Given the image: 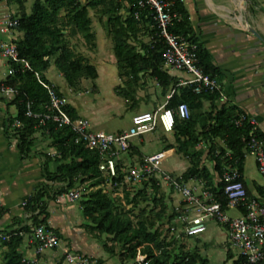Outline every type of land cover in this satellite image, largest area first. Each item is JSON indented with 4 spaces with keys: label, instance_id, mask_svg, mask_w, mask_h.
<instances>
[{
    "label": "trees",
    "instance_id": "obj_1",
    "mask_svg": "<svg viewBox=\"0 0 264 264\" xmlns=\"http://www.w3.org/2000/svg\"><path fill=\"white\" fill-rule=\"evenodd\" d=\"M90 10H94L101 19L107 17L120 77L125 79L124 84L116 87L119 96L128 103L136 104L138 88L143 84L141 81L143 77L149 75L158 82L163 93L166 94L172 87L176 89L169 99V107L176 108L183 102L189 105L190 118L183 119L176 115L172 133L175 142L174 144L167 142L165 145V150L176 147L177 152L190 161V167L178 177V180L188 181L192 178L204 180L215 199L227 209L228 197L225 193L226 182L223 174L231 164L239 169L248 196L253 197L243 175L247 138L252 127L248 120L242 125L236 123L246 112L226 104L220 108L213 105L211 111H204V101L210 100L214 104L221 97L220 92L198 93L194 84L179 85L178 78L164 69L167 44L159 35L150 10L141 11L138 0H85L84 2L35 0L29 13L22 8L18 15L20 24L17 28L23 36L17 40V47L20 59L27 61L30 68L24 67L21 62L12 63L16 72L7 84L16 87L19 93L10 100L18 109L17 116L10 119V127L14 126L22 155L34 154L36 134L39 132L51 140L49 147L54 148L56 152L44 153L45 181L25 205V211L31 214L29 220H32V224L26 223L21 227L13 228L15 225L13 223L0 230L2 256L0 264H35L26 260L22 247L26 236L33 235L34 224H45L51 228L48 223V199L87 183H89L88 191L80 201L87 220L85 226L96 237L109 236L114 244L109 245L106 242L105 248L112 254L118 255L121 262L130 259L136 261L140 255H143L142 264H211L210 259L201 249L187 248L184 241L185 234L172 230L171 227L176 226L174 220L182 210L174 208L169 212L165 197L161 194V184L156 178L144 181L142 188L133 198H131V184L125 183L122 188L118 185L112 188V191L116 192H121V189L127 202L133 203L131 209L124 211L122 204L113 199L111 192L104 189V185H107L110 179L100 170L101 156L97 151L77 143L76 133L71 126L59 127L51 121L40 124L38 118L27 115L29 102L33 112L45 111V104L49 100L48 93L36 73H39L44 81H49L45 71L53 64L62 72L67 84L73 89L81 90L84 78L97 79L99 74L97 67L82 52L76 50V45L72 44L73 37L81 36L90 49L97 47ZM173 11L179 14L180 20H175L171 30L184 35L188 40H193L194 43L197 42L192 34L193 29L183 1L175 0ZM138 12H141L139 17H137ZM144 29L151 36L148 43L139 40L140 34H144ZM134 41L139 43L140 48ZM198 57L203 70L218 80L220 73L213 66L208 52L200 44H198ZM69 111L73 119L79 117L72 106L69 107ZM203 118L206 120L205 124H202ZM16 120H19L22 126H16ZM257 133L264 139L258 129ZM163 139L167 141L166 136ZM201 142L207 143L206 150H198V144ZM132 150L143 158L135 147L132 146ZM206 160L214 162L218 183H215L214 174L205 165ZM52 162L56 164L54 170L50 167ZM123 178V174L120 173L115 180L122 182ZM52 182L62 184L61 188L56 190L55 185H50ZM146 197H149L148 205L136 213L134 209L138 208L140 199L146 200ZM150 203L152 208L148 212ZM131 212L135 219L130 217ZM62 258L65 260V254ZM97 262L103 264L101 260ZM243 263L245 258L242 256L233 262V264ZM55 264H63V262L59 260Z\"/></svg>",
    "mask_w": 264,
    "mask_h": 264
},
{
    "label": "crops",
    "instance_id": "obj_2",
    "mask_svg": "<svg viewBox=\"0 0 264 264\" xmlns=\"http://www.w3.org/2000/svg\"><path fill=\"white\" fill-rule=\"evenodd\" d=\"M82 1L84 2L85 0ZM181 1H183L188 12L189 21L193 29L192 34L197 39L195 43L200 44L210 55L213 66L220 73L218 81L221 85V92L226 96V98L220 97L214 104L210 100H205L204 111H211L213 105L217 108L225 104L236 106L258 120V130L264 137V0ZM34 2L35 0H0V20L9 14L18 17L22 8H25L29 13ZM250 27L254 28L260 34V37L253 34L250 31ZM93 30L96 34L97 47L95 49L88 47L87 53H82L97 67L99 74L96 80L84 78L82 80V88L77 90V93L83 98L87 93L99 91L98 82L103 76H108L112 80L111 88L114 94L117 98L121 97L116 92V87L122 85L116 56L112 55V60L109 62L106 59V49L111 47L114 50L107 17L102 19L99 17V22H93ZM22 36L23 33L17 27L13 28L10 33L0 31V41L8 42L13 39L17 43V40ZM150 39L149 32L144 29V34H140L139 40L148 43ZM189 41L193 42L190 39ZM134 43L140 48L139 43L137 44L136 41ZM115 66H117V69ZM55 68L56 66L53 64L45 71L48 80L55 83L57 88L69 97L70 106L76 109L79 117H86L93 124V119L86 106L77 98L70 96L67 88L71 92H73V88L67 84L62 72L53 74ZM14 69L12 62L0 52V79L7 83L8 80L14 77ZM164 69L172 76L178 78L179 84L181 81L191 78L188 73L173 69L166 64H164ZM145 77L151 78L156 84V87H152V90L147 93L146 98V104L149 103L148 105L151 106L148 111H153L168 101V96L175 88L172 87L165 94L155 79L149 75ZM90 81L93 82V89L91 91L83 90L85 83L88 84ZM141 82L145 83L144 77ZM142 86L137 91V103L132 104L131 107L121 97L125 100L128 108H138L139 103L143 101L139 93V89ZM17 113L18 109L15 104H11L10 100L0 97V201L3 203L2 213L0 214V230L11 226L13 223H15L13 228L21 227L26 223L32 224V220H29V214L25 211L23 203L35 195L45 181L44 163L46 158L44 153L55 154V152L50 151L54 149L52 147H49L50 150L37 151L38 149L35 146L33 148L34 154L29 156L21 154L19 138L15 135L14 126L10 127V119L15 118ZM205 123L206 120L203 118L202 124ZM93 127L95 128L94 124ZM121 131L124 130H118V132ZM156 131L148 134L156 133ZM39 134L41 133L36 134L35 144L38 141ZM146 135L135 137L131 144V147L133 146L139 150L143 158L153 154L143 149L148 140L145 139ZM152 141H154L153 138L149 139V143ZM219 142L223 144L221 140ZM207 147L205 142L198 144V150H206ZM174 148L176 149L175 153H177V148ZM143 158H140L136 153L134 155L130 153V156L126 157L124 162L135 163ZM185 159L189 161L188 158L180 154V160L183 161ZM183 162L185 166L180 171V174L176 175L175 171L169 169L168 171L176 177H181L190 167V161L189 163ZM205 165L214 174L215 183H218L219 179L215 172L214 162L206 160ZM50 167L54 170L56 164L52 162ZM243 175L252 196L264 201V177L259 171L257 159L254 155H246ZM183 182L197 187L200 191L206 186L203 184L205 181L198 178ZM50 185H55L56 190L62 186V184L53 182ZM85 185L87 186L89 183ZM161 186L163 185L161 184ZM172 190L180 198L177 210L183 211L185 202L181 192L179 193L173 188ZM80 201H70L65 193L48 199V223L60 236L61 241L57 248L47 250L39 256L40 264H55L60 255L65 254L67 250L82 253L97 261L101 260L103 264H129L121 262L118 256L107 252L106 248L104 249L103 247L104 242L95 238L89 232V228L85 226L87 220L84 217ZM229 211L231 209H228ZM237 211L238 215L242 213L241 210ZM210 224H212V228L210 231L207 229L209 234L205 233L206 236L204 235L202 242L204 251L199 248V244L196 247L201 249L209 259L212 253L213 258H216V256L221 258V264H233L239 258V253L231 245L227 229L221 224L223 229L219 227L217 225L219 223L213 222ZM22 249L26 257L33 258L35 256V244L31 242V236H26Z\"/></svg>",
    "mask_w": 264,
    "mask_h": 264
},
{
    "label": "built area",
    "instance_id": "obj_3",
    "mask_svg": "<svg viewBox=\"0 0 264 264\" xmlns=\"http://www.w3.org/2000/svg\"><path fill=\"white\" fill-rule=\"evenodd\" d=\"M174 4L175 0H138V7L141 11H151L158 33L167 44L164 53L165 64L191 76L181 81L179 85L194 84L195 91L198 93L221 92L219 81L207 74L200 66L198 44L190 42L184 35L171 30L175 20H180L179 14L173 11ZM140 14L141 12H138L137 17ZM19 24V18L9 14L0 20V31L10 33ZM0 52L12 63L21 62L24 67L30 68L27 61L20 59L17 43L13 39L8 42L0 41ZM13 71L16 72L15 69ZM36 74L46 89L49 100L42 113L33 112L29 102L27 115L38 118L40 124L51 121L59 127L71 126L76 133L77 143H82L86 148L100 154V170L110 179L107 185L111 189L117 185L122 188L125 183L143 185L144 181L156 178L160 184L169 185L179 193L181 192L185 202L184 210L174 220L176 226L171 227L173 231L183 233L186 237L198 236L206 232L209 222L214 220L227 229L231 245L238 250L239 256L245 258L243 264H264V201L248 196L241 181L242 174L237 167L229 164L223 174L226 182L225 193L228 197V209L242 211L240 215L231 216L228 214V209H224L223 205L215 199L212 191L204 186L205 183H203L204 189L200 191L195 186L179 181L178 177L162 166L163 161L176 152L175 148L155 152L135 163L124 162V159L130 156L132 140L135 137L152 133L158 129L159 125L162 126L164 133L172 134L176 115L183 119L190 118L191 109L187 103H180L176 108L168 106L169 99L176 89H173L168 96V101L158 109L136 114L130 129L110 133L105 130H95L91 120L86 117L73 119L69 111V97L61 92L55 83L44 81L39 73ZM18 93L19 90L16 87L0 79V97L12 100ZM221 97L226 98L222 92ZM247 120L252 129L247 138L246 155L251 154L256 157L259 171L264 177V140L257 133L258 120L244 113L236 123L242 125ZM15 125L20 127L22 123L16 120ZM120 173L124 177L122 182L115 180ZM87 191L86 185H80L65 194L70 201L74 202L81 200ZM23 204L26 205L27 201ZM2 208L3 203L0 201V212ZM60 241V236L52 228L45 224H34L31 242L36 243L35 256L25 257L26 260L38 264V255L57 248ZM143 259L144 256L140 255L136 264H142ZM65 261L68 264H98L97 260L71 250L65 252Z\"/></svg>",
    "mask_w": 264,
    "mask_h": 264
},
{
    "label": "rangeland",
    "instance_id": "obj_4",
    "mask_svg": "<svg viewBox=\"0 0 264 264\" xmlns=\"http://www.w3.org/2000/svg\"><path fill=\"white\" fill-rule=\"evenodd\" d=\"M90 12L93 18V22H99V16L96 14V12L94 10H90ZM72 44L76 45L75 48L77 51L87 53L88 46L86 45L84 39L81 36L73 37ZM112 55L115 57L114 50L113 48L109 47L108 49H106V59L108 62L112 60ZM115 67L117 69V66ZM56 73H60V70L57 67L53 71V74H56ZM144 80H145V83L142 84L143 86L139 89V93L142 96L143 101L140 102L139 107L135 109L128 108V105L126 104L123 98L121 97L117 98V96L114 94L113 89L111 88V85L113 84L112 80L109 79L108 76L107 77L103 76L102 79L98 82L99 91L87 93L85 94V96H83V98L81 97L79 93H77L76 89H73V92H71L69 88H67V90L70 96H72V98H77L86 106L88 112L91 115V118L93 119L95 130H105L106 132L116 133L118 132V130L130 129V127L133 125V118L136 114L150 110L151 106L148 105L149 103L146 104V98L148 95L147 93L152 90V87H156V84L149 77H144ZM124 81L125 79H122V84H124ZM92 83H93L92 81H90L88 84L85 83V88L83 90L91 91L93 89ZM128 104L130 107L132 106L131 102H129ZM164 136L168 137L167 141L163 139ZM152 138L155 142L152 141L151 143H149V139H152ZM37 139L38 141L35 144V147H37L38 149L37 151H45L47 149L50 150L49 144L51 140L48 137L44 136L43 134H39V138ZM145 139H148V140L143 149L144 151L150 152V153H155L158 151L165 150V145L167 142L173 143V144L175 142L174 136L172 134L164 133L161 125H159L156 133L147 134L145 136ZM50 151L56 152L55 149H51ZM134 154L135 152L131 151V155H134ZM183 161L189 163L187 159ZM183 161L180 160V154L177 152L172 155H169L163 161L162 166L167 171L168 169L175 171L176 172L175 174L178 175L180 174V171L182 170V168L185 166ZM162 185L163 186H161L162 187L161 194L164 195L166 205L169 208V212H171L174 208L177 209V207L179 206L180 198L178 195L175 194V192L172 190V188L169 185H166V184H162ZM141 188H142V185H132L131 198L137 195ZM104 189L111 192L112 194L111 196L113 197V199L118 201L119 204H122V206L124 207V211H128L129 209L133 207V203L131 204L127 202L126 196L123 194L122 190H120L122 193L118 191L116 192L115 190L112 191L109 185H104ZM148 199L149 197H146V200H144V198L140 199L141 202L138 208L134 209L136 213H139L141 208H144L145 206L148 205ZM151 208H152V205L150 203L148 206V212L151 210ZM157 210H159V207L157 208ZM228 214L231 216H237L239 213L236 209H231V211H229ZM129 215L131 218L135 219V216L134 214H132V212ZM213 222L217 223L216 221L209 222V225H208L209 231L212 228V224L210 223H213ZM217 225H219V227L223 229V227L220 224H217ZM207 231L198 236L185 237L184 241L186 242L187 248L194 249L196 248V245L199 244V248H201L204 251V248H202L204 247L202 246V242H203L205 233L209 234V231L208 232ZM89 232L93 234L95 238L103 241L104 243L107 242L109 245L114 244L111 241V238H109V236L107 235L96 237L95 234L92 233L90 229H89ZM103 247L105 249V244L103 245ZM106 251L109 252L108 250ZM109 253L111 255L118 256L116 254H112L111 252ZM63 255L64 254H61L57 261L62 260L63 264H68L62 258ZM209 257L211 260V264H219V263L221 264L222 262L219 256H216V258H213L212 253L210 254ZM1 261H2V256L0 253V262ZM126 262L129 264H136V261L132 259Z\"/></svg>",
    "mask_w": 264,
    "mask_h": 264
},
{
    "label": "water",
    "instance_id": "obj_5",
    "mask_svg": "<svg viewBox=\"0 0 264 264\" xmlns=\"http://www.w3.org/2000/svg\"><path fill=\"white\" fill-rule=\"evenodd\" d=\"M250 31L256 36L260 37V34L254 28L250 27Z\"/></svg>",
    "mask_w": 264,
    "mask_h": 264
}]
</instances>
